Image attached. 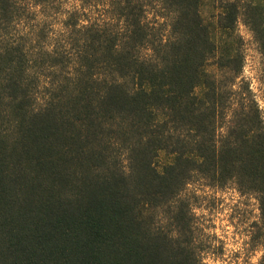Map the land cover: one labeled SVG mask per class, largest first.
Wrapping results in <instances>:
<instances>
[{"label": "trees", "instance_id": "obj_1", "mask_svg": "<svg viewBox=\"0 0 264 264\" xmlns=\"http://www.w3.org/2000/svg\"><path fill=\"white\" fill-rule=\"evenodd\" d=\"M203 2L0 0V264H203L192 185L256 198L264 250L237 6Z\"/></svg>", "mask_w": 264, "mask_h": 264}, {"label": "rangeland", "instance_id": "obj_2", "mask_svg": "<svg viewBox=\"0 0 264 264\" xmlns=\"http://www.w3.org/2000/svg\"><path fill=\"white\" fill-rule=\"evenodd\" d=\"M237 6L238 18L232 43L244 56L241 78L250 85L264 118V55L245 15L250 4L264 0H204L202 12L211 21L224 5ZM159 163L164 162L162 155ZM188 199L193 209L197 233L206 248L203 264H261L264 253L259 231L260 210L254 197L241 196L233 186L223 190L212 187L197 189L192 185Z\"/></svg>", "mask_w": 264, "mask_h": 264}]
</instances>
